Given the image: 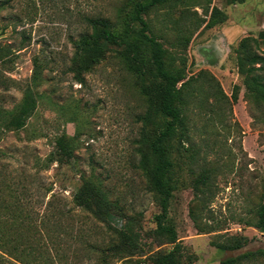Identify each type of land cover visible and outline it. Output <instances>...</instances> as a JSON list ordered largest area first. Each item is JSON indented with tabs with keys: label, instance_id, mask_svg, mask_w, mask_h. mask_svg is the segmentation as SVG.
Wrapping results in <instances>:
<instances>
[{
	"label": "rangeland",
	"instance_id": "1",
	"mask_svg": "<svg viewBox=\"0 0 264 264\" xmlns=\"http://www.w3.org/2000/svg\"><path fill=\"white\" fill-rule=\"evenodd\" d=\"M133 1L0 0V107L20 104L37 65L41 74L25 127L0 129V264H154L172 248L155 232L161 206L139 167L148 109L139 76L114 50L87 72L73 63L74 41L90 31L85 16ZM147 18L185 73L168 218L186 246L182 264L188 255L228 264L246 253L229 264H264V232L252 226L264 189V102L241 72L246 54L264 58V0H172ZM245 37L260 43L241 47ZM254 66L264 76V61ZM62 134L73 155L59 161ZM98 191L115 206L109 223L83 208ZM125 222L136 247L118 254L114 229ZM241 236L251 240L241 249L216 246Z\"/></svg>",
	"mask_w": 264,
	"mask_h": 264
},
{
	"label": "trees",
	"instance_id": "2",
	"mask_svg": "<svg viewBox=\"0 0 264 264\" xmlns=\"http://www.w3.org/2000/svg\"><path fill=\"white\" fill-rule=\"evenodd\" d=\"M170 1L172 0H134L129 10L118 9L113 14L85 16L90 31L83 33L74 41L73 56V63L81 73L90 71L114 50L130 70L139 76V86L148 104L146 113L141 116L144 128L138 147L139 167L148 178L151 188L157 193L161 206V212L155 214L157 224L155 232L159 238L172 245L169 251L158 252L153 256L154 264H182V258L186 255V246L179 239L176 227L168 220L174 191L172 140L180 128H185V115L180 106L183 100L182 88L186 83L185 73L180 67H176L173 61H169L168 50L151 32L147 18V14L152 10ZM215 23V20L211 19L207 25L212 26ZM249 40L260 43L256 38L245 37L241 47H246ZM249 55V58L248 54L245 55L246 62L241 61L244 84L254 99L264 102V76L256 72L258 68L262 69V66H254L264 61V58L258 53ZM248 64L250 67H247ZM38 69L37 65L31 82L24 89L20 104L7 109L0 107L1 130L25 127L35 112L38 106V93L35 88L41 82ZM79 80L82 81V78L79 77ZM56 144L60 155L59 161L65 157H72L73 147L66 134L60 135ZM208 179L209 176L204 175L202 183L207 184ZM262 197L257 209V218L252 226L264 232V189ZM113 206L106 191L86 196L83 204V208L92 216L107 223L112 217ZM114 230L119 238L114 251L118 254L132 253L136 246L130 225L125 222L122 228ZM250 241L247 236H241L235 238L232 243L215 245L221 249L235 250L243 248ZM257 253L264 256V249L258 250ZM249 255L242 254L224 263H236L237 260ZM187 260L188 264H193L196 256L188 255Z\"/></svg>",
	"mask_w": 264,
	"mask_h": 264
}]
</instances>
